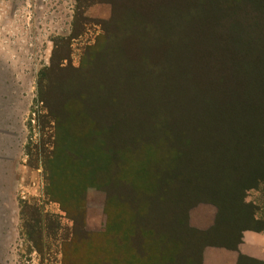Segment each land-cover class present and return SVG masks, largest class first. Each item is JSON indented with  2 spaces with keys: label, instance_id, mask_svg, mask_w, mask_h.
I'll use <instances>...</instances> for the list:
<instances>
[{
  "label": "rangeland",
  "instance_id": "obj_1",
  "mask_svg": "<svg viewBox=\"0 0 264 264\" xmlns=\"http://www.w3.org/2000/svg\"><path fill=\"white\" fill-rule=\"evenodd\" d=\"M188 4L191 0H0V264H90L88 259L107 247L110 234L130 232L127 209L141 206L142 192L159 185L164 172L168 178L173 169L184 175L191 170L169 163L170 153L161 156L170 152L168 141H163L158 150L141 143L135 128L127 126L126 116H136V106L128 108L124 101V111L122 107L120 111V95L112 96L108 91L100 96L94 87L96 82L106 86L112 77L122 94L125 69L130 65L132 68L134 62L159 58L160 62L165 59L168 64H176L178 60L179 66L170 72L174 78L165 88L173 97L182 99L178 104L170 102L169 107L176 110L179 122H195L187 112L195 81L186 77L191 65L195 66L191 68L194 76L204 64L191 60L188 52L192 58H205L206 54L198 50L203 34L196 25L200 21L189 15L172 22L177 6ZM139 9L145 14L142 18L135 17ZM237 14L242 20L253 16ZM234 20L233 14L228 16L216 31L229 35L231 30L236 34L240 21ZM129 26H157L169 48L163 56L149 50V57H143ZM209 37L214 40L213 35ZM112 46L116 51H111ZM237 61L210 66L215 77L235 78L251 73L246 59ZM150 67L157 70L160 65ZM50 80L55 81L52 86H48ZM143 87L133 69V94ZM253 89L260 103L264 85ZM58 103L69 112L82 113L80 124L88 126L84 132L89 138L75 134L69 138V147L57 143L54 149L56 138L63 135L56 121L61 116L55 118L51 113ZM218 103V108L228 105L231 110L240 105L229 98ZM153 111V106L146 109L147 114ZM120 114L125 115V124L120 125ZM63 118L67 125L77 127L78 121ZM234 123L237 120H232ZM95 128L100 132L94 134ZM102 140L128 148L127 157L116 169L123 180L117 194L94 185L108 166L105 154H97ZM64 150L72 152V157ZM118 197L127 201L122 199L127 207ZM246 199L263 204L264 184L260 191L248 192ZM187 205L183 213L192 228L205 230L212 224L216 213L212 204ZM168 208L172 207L156 201L149 203L146 214H140L137 222H168ZM76 220L82 221L84 232L92 234L86 247L73 242ZM176 232L172 233L180 235L179 230ZM125 249L120 264L132 262Z\"/></svg>",
  "mask_w": 264,
  "mask_h": 264
},
{
  "label": "trees",
  "instance_id": "obj_2",
  "mask_svg": "<svg viewBox=\"0 0 264 264\" xmlns=\"http://www.w3.org/2000/svg\"><path fill=\"white\" fill-rule=\"evenodd\" d=\"M139 10L135 17H144V12ZM239 12L253 16L242 20L237 18ZM232 14L234 21L240 22L236 25V34H232L230 30L229 38L226 32L216 31V26L224 23ZM185 15L200 21L196 25L200 26L198 30L203 34V44L201 43L198 50L206 54L201 61L196 57L192 58L188 52L191 60H199L204 64L202 71L194 76L191 71L195 66L191 65L186 77L188 81H195L190 98L193 101L187 105V112L191 113L195 122H179L176 110L169 107L170 102L178 104L182 99L180 96L173 97L165 88L174 78L170 72L180 62L176 60V64H168L165 59L160 62L157 56L155 57L158 59L148 58L149 50L159 51L163 56L169 48L167 39L157 26H129L133 42L139 44L135 45L144 53L143 57L148 56L145 57L148 61L138 60L133 63L132 68L130 65L125 69L127 77L122 84V94L115 87L117 82L112 77L107 79L106 86L96 82L94 87L98 88L96 91H99L100 96L108 91L112 96L120 95V111L124 107V101L128 108L136 106L134 110L137 115L132 113L126 116L127 126L132 125L135 128L141 143H147L149 148L158 150L163 141H168L170 152H164L161 156L170 153L169 163L173 161L177 166H188L191 170L184 175L183 172L173 169L168 178L164 172L160 186L156 185L142 192L139 200L141 206L127 209L130 216L127 230L131 229L130 232L110 234L107 237V247L90 257V264H120L122 250L126 252L125 247L130 252V264H143V261L147 264H201L206 246L236 250L243 231L264 230V199L261 205L246 199L248 192L260 191L264 184V96L259 103L256 98L258 93L253 89V86L264 85V0H191V4L186 7L177 6L176 11H173L172 22L177 23ZM208 35H213L214 40ZM177 36H181V32ZM111 51H116V47L112 46ZM237 59H246L247 64L251 65V73L235 78L214 76L211 64H234L238 62ZM157 63L160 67L156 70ZM133 69L145 85L135 95L130 88ZM54 83V80H50L48 86ZM215 88L218 89L214 90ZM227 98L234 99L240 105L232 110L227 109L228 105L218 108V102ZM62 105L58 103L55 110L51 111L55 118L61 116V120L56 121L63 133L53 143L54 149H57V143L69 147V138H74L75 134L77 137H88L87 132H84L88 126L80 124L82 113L69 112ZM151 106L154 111L147 114L146 109ZM63 116L73 122L78 121L77 127L67 125ZM181 116L184 118L182 114ZM232 120H237V123L231 124ZM125 122V115L120 114V125ZM98 132L100 131L95 128L93 133ZM137 138H133V141L138 143ZM102 141L104 143H98L102 148L99 147L97 154L99 157L105 154L107 168L111 171L106 168L104 175L94 185L108 189L109 192L113 190L115 192L110 193L117 194L123 180L116 169L123 157H127L125 153L128 148L117 147L115 142ZM63 153L69 158L72 157L69 150H64ZM118 198L126 206L127 201L122 197ZM155 201L162 206L172 207L167 209L171 217L168 222L156 220L157 222L138 223L140 214L144 216L145 208ZM194 202L210 203L216 208L213 222L205 230L192 228L183 213L187 203ZM82 228V221H74L73 242L86 247L92 241V234L84 232ZM177 230L180 235L173 234ZM40 244L37 246L39 249ZM79 257L82 258L83 255ZM246 263L264 264L244 256L238 257L237 264Z\"/></svg>",
  "mask_w": 264,
  "mask_h": 264
},
{
  "label": "crops",
  "instance_id": "obj_3",
  "mask_svg": "<svg viewBox=\"0 0 264 264\" xmlns=\"http://www.w3.org/2000/svg\"><path fill=\"white\" fill-rule=\"evenodd\" d=\"M239 256L264 262V230L243 231L241 242L236 250L206 247L202 253L201 264H237Z\"/></svg>",
  "mask_w": 264,
  "mask_h": 264
}]
</instances>
